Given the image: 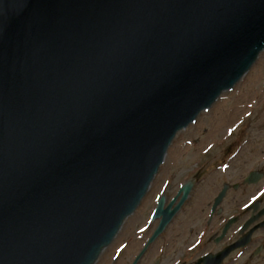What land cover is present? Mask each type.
<instances>
[{
    "label": "water",
    "instance_id": "1",
    "mask_svg": "<svg viewBox=\"0 0 264 264\" xmlns=\"http://www.w3.org/2000/svg\"><path fill=\"white\" fill-rule=\"evenodd\" d=\"M263 51L264 0H0V264H96Z\"/></svg>",
    "mask_w": 264,
    "mask_h": 264
},
{
    "label": "flooded vegetation",
    "instance_id": "2",
    "mask_svg": "<svg viewBox=\"0 0 264 264\" xmlns=\"http://www.w3.org/2000/svg\"><path fill=\"white\" fill-rule=\"evenodd\" d=\"M235 148L227 168L218 169L224 183L210 201L207 198L202 205L191 206L192 189L159 230L165 218L164 214L156 216L159 203L164 199L163 210L173 212L186 181L172 194L162 190L151 202L147 196L140 206L143 212L137 238H133L136 228H129L127 238L119 243L126 222L97 264H264V148L257 151L259 157L252 166L245 173L240 169L229 183L227 171L240 150ZM188 181L193 179L188 177Z\"/></svg>",
    "mask_w": 264,
    "mask_h": 264
},
{
    "label": "rangeland",
    "instance_id": "3",
    "mask_svg": "<svg viewBox=\"0 0 264 264\" xmlns=\"http://www.w3.org/2000/svg\"><path fill=\"white\" fill-rule=\"evenodd\" d=\"M237 92L249 99L243 114L223 130L212 132L218 118L227 119L235 104ZM224 97L228 99L224 100L218 108L219 100ZM218 110L222 111V114L217 117L215 113ZM201 114L199 121L197 119L176 137L172 148L179 149V152L171 154L170 150L151 186L148 194L149 202L162 190L172 194L182 182L187 181L188 177L195 180L190 205L194 206L198 203L200 205L207 198L210 201L224 183L220 170L227 168L236 152V146L240 150L227 171L229 179L226 181L229 183L235 180L240 169L245 173L254 163V159L259 157L257 151L264 148V51L251 71L232 90L222 94L211 108ZM141 208L138 209L135 217L128 219L125 225L127 228L120 236V244L124 238H127L129 228H136L133 238H137L135 233L138 232L137 229L142 222L143 209Z\"/></svg>",
    "mask_w": 264,
    "mask_h": 264
},
{
    "label": "bare ground",
    "instance_id": "4",
    "mask_svg": "<svg viewBox=\"0 0 264 264\" xmlns=\"http://www.w3.org/2000/svg\"><path fill=\"white\" fill-rule=\"evenodd\" d=\"M249 98V97H248ZM228 98L224 97L221 100H219L218 102V108L220 107V104L223 103L224 100H226ZM249 103V99H247V96L244 98L240 92H237L236 94V101L235 104L232 107V110L230 111V113L228 114L227 119H220L218 118V122L217 125L215 127V129L212 130V132H219L221 130H223L227 125H229L234 119L238 118L241 114H243L244 110L246 109L247 105ZM222 111L218 110L215 114L218 117L219 114ZM202 115V114H201ZM201 117L198 118V121ZM211 132V133H212ZM182 132H180L179 134H181ZM209 133V135L211 134ZM178 134V135H179ZM177 152H179V149L177 148H172L171 149V154H176Z\"/></svg>",
    "mask_w": 264,
    "mask_h": 264
}]
</instances>
